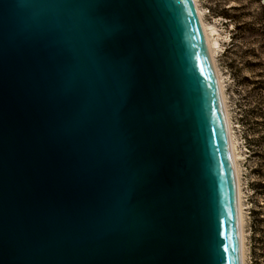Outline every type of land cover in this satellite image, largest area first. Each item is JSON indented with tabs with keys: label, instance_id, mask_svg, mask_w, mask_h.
I'll use <instances>...</instances> for the list:
<instances>
[{
	"label": "water",
	"instance_id": "95a60500",
	"mask_svg": "<svg viewBox=\"0 0 264 264\" xmlns=\"http://www.w3.org/2000/svg\"><path fill=\"white\" fill-rule=\"evenodd\" d=\"M0 264H241L192 0H0Z\"/></svg>",
	"mask_w": 264,
	"mask_h": 264
},
{
	"label": "rangeland",
	"instance_id": "374dc122",
	"mask_svg": "<svg viewBox=\"0 0 264 264\" xmlns=\"http://www.w3.org/2000/svg\"><path fill=\"white\" fill-rule=\"evenodd\" d=\"M262 0H199L205 20L221 29L217 65L236 140L240 166L246 264H264V157H253L245 137L264 136V18ZM255 170H258L255 173ZM258 214L255 217V214Z\"/></svg>",
	"mask_w": 264,
	"mask_h": 264
},
{
	"label": "bare ground",
	"instance_id": "6f19581e",
	"mask_svg": "<svg viewBox=\"0 0 264 264\" xmlns=\"http://www.w3.org/2000/svg\"><path fill=\"white\" fill-rule=\"evenodd\" d=\"M199 17V21L203 30L205 41L207 44L210 59L215 71L219 92L221 96V101L223 105V110L225 114L227 131L229 137V145L233 160L234 172L236 176V196H237V210L239 216V230H240V258L241 264H246V245H245V231H244V205L242 201V189H241V178H240V166L238 163V154L236 151V140L232 128V122L230 117V112L227 105V96L225 93V81L217 65L216 54L221 49V29L216 25V23H208L205 20V11L201 7L199 0H192Z\"/></svg>",
	"mask_w": 264,
	"mask_h": 264
},
{
	"label": "trees",
	"instance_id": "16d2710c",
	"mask_svg": "<svg viewBox=\"0 0 264 264\" xmlns=\"http://www.w3.org/2000/svg\"><path fill=\"white\" fill-rule=\"evenodd\" d=\"M245 142L247 147H249L252 150L253 157H264V136H258L257 138H251L246 136ZM258 170H255V173H257ZM253 191L255 195H259V190H264V185H261L259 183L253 184ZM258 214H255V217H257Z\"/></svg>",
	"mask_w": 264,
	"mask_h": 264
}]
</instances>
